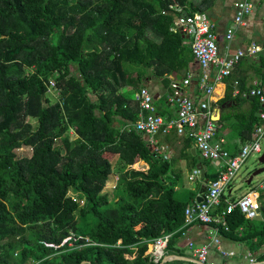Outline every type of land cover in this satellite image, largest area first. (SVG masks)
Masks as SVG:
<instances>
[{
    "label": "trees",
    "instance_id": "obj_1",
    "mask_svg": "<svg viewBox=\"0 0 264 264\" xmlns=\"http://www.w3.org/2000/svg\"><path fill=\"white\" fill-rule=\"evenodd\" d=\"M207 2L0 0V264H160L146 252L164 234L176 254L189 202L175 197L177 159L134 129L142 111L135 95L148 72L172 93L169 76L190 70L192 47L171 28ZM234 91L229 83L221 108L251 101L253 109L224 113L217 135L230 124L246 142L263 105ZM179 137L193 172L192 140ZM22 148L32 153L19 155ZM218 176L206 172L202 181ZM228 222L221 233L260 252L264 201L257 219L236 210Z\"/></svg>",
    "mask_w": 264,
    "mask_h": 264
},
{
    "label": "built area",
    "instance_id": "obj_2",
    "mask_svg": "<svg viewBox=\"0 0 264 264\" xmlns=\"http://www.w3.org/2000/svg\"><path fill=\"white\" fill-rule=\"evenodd\" d=\"M236 15L232 26L226 33L225 39L232 41L237 28L244 24L245 17L252 13L253 3L239 1L235 4ZM171 30L175 33L182 32L189 40L193 55L201 68L203 69L200 78L203 90L210 97L214 91L208 83L211 68L216 67L217 80H223L229 77L241 59L248 55H256L260 50L257 45L252 46L247 51L239 50L237 53L221 56L218 34L215 24L206 12H195L192 15L177 16ZM192 76L188 75L182 82L172 81V93L169 95V101L176 107L177 116L168 119L157 114L154 106V97L147 87H143L136 92L135 99L140 102L141 113L139 119L134 125L136 131L152 137V143L155 150L164 153L165 158L167 147L156 146L157 141L154 137L158 134H170L175 131L179 136L187 137L192 140L195 149L201 157L210 163L217 165L219 176L216 180L207 183L208 190L202 202L194 204L186 209L185 226L195 222L211 224L216 231H220V226L229 230L228 217L236 210H239L246 219L253 220L259 216L261 209L260 195L264 192V176L256 189L250 190L240 198L227 201V207L220 210L222 197L225 193H231V186L238 173L253 154H262V139L264 138V87L256 85L246 90L240 89V83L235 82V93L243 98H259L263 109L259 112L262 124L257 126L253 133V139L246 142L239 152L232 155L225 148V140L217 138V121L212 113L210 102L203 101L200 104L185 96L184 86H189ZM55 86V82L49 83V92ZM201 169H196L191 175V180L200 177ZM172 234H164L149 244L146 254L151 255L156 262H160L166 255V250L171 241ZM194 254L202 264H214L209 261V244L195 247L190 243ZM253 263L254 260L251 259Z\"/></svg>",
    "mask_w": 264,
    "mask_h": 264
},
{
    "label": "crops",
    "instance_id": "obj_3",
    "mask_svg": "<svg viewBox=\"0 0 264 264\" xmlns=\"http://www.w3.org/2000/svg\"><path fill=\"white\" fill-rule=\"evenodd\" d=\"M193 1L195 2V5L199 6L202 0ZM239 1L241 0H214L211 5L209 2H207V4L203 6V9L215 24V29L218 34L221 56L231 55L237 53L239 50L247 51L254 45L260 47V50L257 52V54L254 56L248 54L244 56L241 59L240 63L235 66L231 75L221 81L217 80L216 78L217 68H211L208 83L213 87L214 91L210 97H208L206 92L203 90V86L200 81L203 69L195 58L191 63L189 68L190 70L188 72L180 75L174 73L169 76L171 82L175 80L182 82L187 78L188 75L192 76L190 85L184 86L183 92L185 96L189 97L197 104H200L201 102L207 100L210 102L212 113L217 121L218 130L220 127L219 120L224 113L226 115H248L253 109L251 101H246L240 106L237 104H233L232 102L225 104L223 108L219 106L218 102L225 97L229 83L235 86V82L238 81L240 83L241 89L245 90L251 87H255L256 85H262L264 87V0H243L253 3L254 9L251 14L245 17L244 24L237 28L234 38L230 42L225 39V33L234 22L236 15L235 4ZM185 39L186 44L190 45L187 37ZM148 73L149 76L146 78L145 85L143 87H147L153 95L154 106L157 112L160 114L164 112L166 113L165 117L174 118L176 116V107L171 104L168 99L170 95V86L169 88H167L161 79L151 75L150 72ZM128 90L131 91V88L129 87L127 91ZM233 97H235L234 94ZM163 101L165 102L162 103ZM256 115L258 116L259 112H257ZM230 123L231 125H233V122ZM261 124L262 122L260 121V124H257L255 128L257 126H260ZM229 126L230 124L226 128H224L222 132L223 135L220 136L218 134L217 138H223L225 140V148L232 155H234L240 151V149L246 142L250 140L242 142L238 131L229 128ZM145 138L149 140L152 139V137H148L146 135ZM179 139L180 137L175 132H171L168 135H159L157 137V141L167 147L166 154L168 155V157H174L177 159V162L175 164V171L177 175H180V178L175 188V197L181 201L189 202L190 207L194 204V202L197 201L202 186L204 184H207L209 181L203 182V178L201 177V175L200 177H195L194 180H191V175H193L194 171L199 168L196 166L193 172L189 171L187 167L188 161L185 156V152L182 151V144L179 142ZM194 148L195 146L192 144V148H190V150L193 151ZM199 154L200 153L197 151V154L193 155L197 156L199 160L197 165L202 164L205 173L212 171L219 173V168H217V165L210 163L209 167L207 164L200 160L201 156H199ZM140 163L144 164L143 162ZM114 177L115 180H112L114 181L113 188H115L118 179L117 175H115ZM185 178H187V183ZM250 178L248 176L244 180H246V182L248 183ZM173 179H176L175 175H173ZM235 188L236 187L234 181L231 186V193L228 192L227 201L236 199V197L233 195L235 192ZM254 189H256V187H253L250 190ZM246 193H243L241 196ZM179 194L182 195V197H179ZM263 195L264 192H261V205L264 201L262 197ZM241 196H239L238 198H240ZM260 214L261 209L259 212V216ZM182 229V236L178 241L177 246L175 247L174 253L176 254H171L169 252L168 246L165 256L176 255L180 256L181 258H185L178 260L184 262V264L194 263L192 260H197V258L194 254L193 248H191L190 246V243H193L195 247H201L202 245L209 244V261L213 262L214 264H255L264 262L258 260V255L264 253V247L260 249V252L253 254L246 243L241 242L240 240H237L235 238H231L224 233H221L220 231H216L214 226L211 224L195 222L188 226H185L184 224V227ZM251 259L254 260L253 263L251 262Z\"/></svg>",
    "mask_w": 264,
    "mask_h": 264
},
{
    "label": "rangeland",
    "instance_id": "obj_4",
    "mask_svg": "<svg viewBox=\"0 0 264 264\" xmlns=\"http://www.w3.org/2000/svg\"><path fill=\"white\" fill-rule=\"evenodd\" d=\"M165 101H163L162 103H164ZM59 142V141H58ZM60 143V142H59ZM262 149H263V153L262 154H253L251 155L247 162L244 164V166L242 167V169L240 170V172L238 173L236 179H235V192H234V196L236 198H238L239 196H241L243 193L248 192L251 188L258 186V184L260 183L261 179L263 178L264 174H261L259 176L254 177L253 181L251 184H248L246 182V179L248 176L249 178L251 176H253L254 172L256 170H259L261 168H264V164L260 163V157L264 154V138L262 139ZM19 155H30L32 153L30 148H22L20 150L17 151ZM115 174L113 173L110 177L109 182L107 183L106 189L105 191L108 192L109 194H113V186H114V181L115 180ZM186 179V183L187 178ZM185 182V181H184ZM226 197H228V193H225ZM179 197H182V195L179 194Z\"/></svg>",
    "mask_w": 264,
    "mask_h": 264
},
{
    "label": "water",
    "instance_id": "obj_5",
    "mask_svg": "<svg viewBox=\"0 0 264 264\" xmlns=\"http://www.w3.org/2000/svg\"><path fill=\"white\" fill-rule=\"evenodd\" d=\"M258 117H259V115H258ZM192 152H193L194 155L197 154V151H196L195 148L193 149ZM259 161H260V163L264 164V154L260 157V160H259ZM197 167H198L199 169H201V177L204 178V176H205V171L203 170L202 164H198ZM261 174H264V168H261V169L255 171L254 174H253V176H252V177L250 178V180L248 181V184H251V183H252L254 177L259 176V175H261ZM207 190H208V186H207V184H204V185L202 186L201 190H200V195H199V197L197 198V202H202V201H203V199H204V198H203V195L207 192ZM259 212H260V211H259ZM181 259H185V258H181L180 256H176V255L165 256V257L161 260L160 264H164V263H166V262H170V261H174V260H181ZM192 261H193L194 263H196V264H202V263L199 262L198 260H192ZM85 263H86V262H83L82 264H85ZM255 264H264V262H259V263H255Z\"/></svg>",
    "mask_w": 264,
    "mask_h": 264
}]
</instances>
